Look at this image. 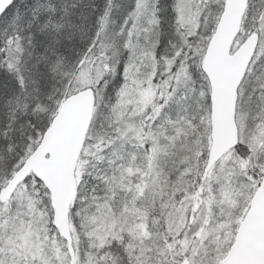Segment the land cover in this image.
Segmentation results:
<instances>
[{
  "label": "snow or ice",
  "instance_id": "obj_1",
  "mask_svg": "<svg viewBox=\"0 0 264 264\" xmlns=\"http://www.w3.org/2000/svg\"><path fill=\"white\" fill-rule=\"evenodd\" d=\"M0 264H264V0H0Z\"/></svg>",
  "mask_w": 264,
  "mask_h": 264
}]
</instances>
